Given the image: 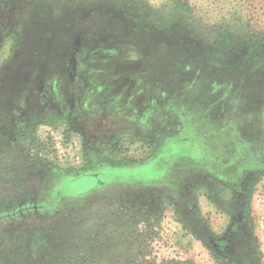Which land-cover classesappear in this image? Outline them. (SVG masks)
<instances>
[{
    "label": "rangeland",
    "instance_id": "1",
    "mask_svg": "<svg viewBox=\"0 0 264 264\" xmlns=\"http://www.w3.org/2000/svg\"><path fill=\"white\" fill-rule=\"evenodd\" d=\"M263 1L0 0V264H264Z\"/></svg>",
    "mask_w": 264,
    "mask_h": 264
},
{
    "label": "flooded vegetation",
    "instance_id": "2",
    "mask_svg": "<svg viewBox=\"0 0 264 264\" xmlns=\"http://www.w3.org/2000/svg\"><path fill=\"white\" fill-rule=\"evenodd\" d=\"M113 64H115L114 65L115 68H119L117 62L116 63L114 62ZM105 65L106 64H104V65L95 64V65H93V68H98V66L104 67ZM104 69L100 70V73H102V72L103 73L99 75L97 80L96 79L93 80L94 75L92 74V69L90 70L89 68H87V71L86 70L84 71L83 94L84 93H86V94H108V92H110L111 89L113 90L112 92H114V94H117V93H115V91H118V88H122L121 82H119L118 80L116 82L114 81L113 82L114 85H112V83H109L108 78L110 76H107L108 72L104 71ZM92 75H93V77H92ZM142 76H144V75H142ZM139 80H140L139 81L140 83H145L144 77H142ZM147 85H150V84H146L145 86H147ZM95 89H97V90H95ZM122 92H125V91L122 90ZM136 94H145V92L140 91ZM183 141L185 142V145L183 146V148L180 149V151H178V154H172L171 153V154L166 155L165 150H161V152L159 153L158 156H156L153 159L150 158L144 165L139 166V171L141 172V174L143 173L144 175H146V178H148V179L156 178V177H158L159 174L162 175L168 171L169 167L171 166L172 162L177 158V156L181 155L182 153L189 152L191 150H194V151L196 150V146L193 145L192 140L183 139ZM87 174H91V175H93V174L103 175L104 174L103 175V182L97 186L96 185L92 186V181H90V180H88L87 182L85 181L86 183L84 184L83 189L90 188L91 186L92 187L88 190L86 189L87 191H85L84 193L92 191V190L99 188L101 186H104L108 180L114 178L116 175V173L112 170L91 172V173H86L84 175H87ZM84 175H81V176H84ZM76 178H78V177H76ZM73 179H75V178H73ZM71 188L72 187H70V190L72 192H74L73 188L72 189Z\"/></svg>",
    "mask_w": 264,
    "mask_h": 264
},
{
    "label": "trees",
    "instance_id": "3",
    "mask_svg": "<svg viewBox=\"0 0 264 264\" xmlns=\"http://www.w3.org/2000/svg\"><path fill=\"white\" fill-rule=\"evenodd\" d=\"M176 3L178 6H180L182 4L180 1L179 2L177 1ZM263 3H264V1H263ZM263 9H264V7H263ZM255 15H256V13L254 15H250L251 19L249 18L250 19L249 22L250 21H256V22H254L255 25H250L251 26V32H250V38H249V45H250V48L252 50L253 49L255 50V48H257L258 46L260 48L264 49V24L261 20V17L260 16L254 17ZM258 22L260 25L257 24ZM260 26H261V28L259 29ZM223 39H224L223 35L222 36L220 35L215 40V45L217 47H221V43H222V44H225L224 47H226V46L230 47L234 43V38L231 34L227 36V39L225 41ZM161 216H162V214L160 213V217L158 218V222H160ZM255 241L257 243L255 245L257 249L254 253L260 255V252L258 249L259 248V241L257 238H255ZM210 253L213 256L214 264H263L261 257H258L257 260L255 261V263H252V262L249 263L248 259L246 261H244V259H242V258L239 259V258H233L231 256H222L221 254L215 252V250H210ZM88 261L89 260H87V262ZM176 264H196V263L193 262L191 259H187V260L182 261V262H177Z\"/></svg>",
    "mask_w": 264,
    "mask_h": 264
},
{
    "label": "water",
    "instance_id": "4",
    "mask_svg": "<svg viewBox=\"0 0 264 264\" xmlns=\"http://www.w3.org/2000/svg\"><path fill=\"white\" fill-rule=\"evenodd\" d=\"M103 175H101V174H98V175L97 174H93V175L87 174V175H84V176H80V177L75 178V179L72 180V186L71 187L73 188V184H75V182L82 181L81 179H87L86 182L88 180H90V181H92V186H95V185L97 186V185H99L100 183L103 182ZM90 188H86V189L88 190ZM86 189H83V187H79V188L77 187L76 189H73V191L75 193H77V194H83L85 191H87Z\"/></svg>",
    "mask_w": 264,
    "mask_h": 264
}]
</instances>
